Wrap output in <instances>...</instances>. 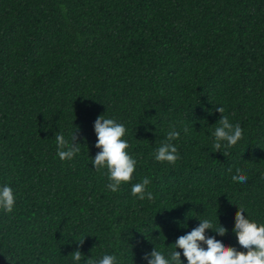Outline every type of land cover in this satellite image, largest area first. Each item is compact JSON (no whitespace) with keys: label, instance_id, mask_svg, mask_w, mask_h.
Wrapping results in <instances>:
<instances>
[{"label":"trees","instance_id":"trees-1","mask_svg":"<svg viewBox=\"0 0 264 264\" xmlns=\"http://www.w3.org/2000/svg\"><path fill=\"white\" fill-rule=\"evenodd\" d=\"M103 114L125 125L138 161L117 192L90 158ZM220 115L243 134L218 151ZM173 128L180 159L158 162ZM59 130L76 133L71 161L57 155ZM145 177L151 201L131 193ZM4 183L17 206L0 212V264H72L77 250L146 264L216 215L239 248L238 207L264 223V0H0Z\"/></svg>","mask_w":264,"mask_h":264},{"label":"clouds","instance_id":"clouds-1","mask_svg":"<svg viewBox=\"0 0 264 264\" xmlns=\"http://www.w3.org/2000/svg\"><path fill=\"white\" fill-rule=\"evenodd\" d=\"M221 114L222 107H217ZM94 131L97 137L95 147L99 150L91 163L97 171L107 169L109 183L106 187L117 192L123 184L130 182L136 171L138 161L130 154V144L125 138L127 129L124 124L113 118L100 115L94 122ZM188 131L187 128L184 129ZM243 134L239 121L233 122L227 116L219 118L218 126L212 132L213 148L220 150L222 146L234 144ZM181 133L175 128L168 131L166 139L153 153L158 162L174 165L180 154L174 141ZM76 133L71 140L66 138L62 131L55 134L57 155L62 161H71L79 153V144L75 143ZM232 179L244 182L248 179L242 168L237 165L232 173ZM150 179L145 177L142 182L131 187V193L137 199L151 201L153 194L148 190ZM17 206V194L7 183L0 184V212L11 214ZM246 209L238 207L234 216L232 233L236 237L239 248L228 245L222 239L227 229L213 218H203L195 227L177 237L172 244L174 247L165 254L154 246L150 253H145L143 259L146 264H264V223H258L249 218ZM187 227V225H182ZM80 242V241H79ZM243 249V250H241ZM183 257V259H182ZM72 264H121L115 254H104L99 259L88 257L84 259L80 251L71 255Z\"/></svg>","mask_w":264,"mask_h":264}]
</instances>
